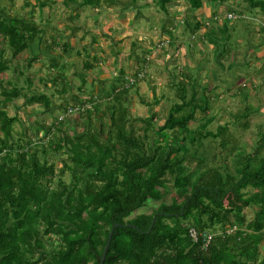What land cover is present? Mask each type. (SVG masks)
I'll return each instance as SVG.
<instances>
[{"label":"trees","instance_id":"obj_1","mask_svg":"<svg viewBox=\"0 0 264 264\" xmlns=\"http://www.w3.org/2000/svg\"><path fill=\"white\" fill-rule=\"evenodd\" d=\"M107 1L104 3L111 6L114 0ZM152 1L165 14L175 3L185 4L192 15V22L187 23L190 34L195 36L207 30L208 23L193 14L204 3L223 4L228 0ZM244 1L248 10L264 12V1ZM137 2L130 0L132 4ZM102 3L83 0L79 7L95 9ZM46 4L39 2L40 7ZM210 21L217 27L209 26L206 35L215 45L216 34H227L228 26L220 24L217 13ZM43 33L34 24L10 17L0 9V76L9 71L11 60L30 50ZM51 38L52 43L45 42L44 49L56 47L61 52L49 63L53 71L61 69L53 82L56 85L59 81L62 88L54 92L61 96L59 100L69 96L60 109L53 105L52 97L43 94L32 93L27 98L29 94H22L15 86L0 91V264H38L37 253L45 251L54 239L64 243L62 248L69 252L50 253L44 264H72L84 259L87 243L92 244L98 264L114 224L122 227L113 233L104 264H264V258L259 259L264 239V137L260 135L252 153L233 148L230 161L222 159L219 151L227 148L226 126L208 131L212 119L204 117L198 128H189L196 115L206 113L209 106L200 100L197 90L208 88L198 86L187 70L176 75V82V77L170 75L178 101L165 117L158 122L160 116L150 108L147 116L137 118L142 125L132 127L133 120H129L125 107L129 88L114 83L109 92L97 88L82 97L81 92L89 84L86 76L96 61H90L89 56L82 61L80 87L75 91L65 84L71 65L60 61L71 46L55 36ZM173 40L169 42L172 46ZM217 49L215 62L228 52ZM83 50L86 53V47ZM35 59L39 56L28 60L24 70ZM18 74L23 75V71ZM26 83L30 86L31 79L27 78ZM18 98L26 99L27 105L37 104L45 113L58 111L68 118L74 116L68 114L69 109H83L76 113L82 131L69 132L72 121L68 118L52 119L48 126L34 120L33 127L24 128L17 115L9 116L4 109ZM40 110L36 111L37 117H41ZM16 123L22 130L18 135L13 133ZM208 137L220 138L221 149H202V140ZM60 151L70 161L68 164L61 159L62 166L56 172L54 161L49 162L48 157ZM66 172L73 182L62 180ZM152 202L157 206L151 213L130 217ZM252 207L254 216L247 222L243 211ZM233 226L236 231L226 235ZM191 228L199 234H215L206 250L201 242L190 239Z\"/></svg>","mask_w":264,"mask_h":264},{"label":"rangeland","instance_id":"obj_2","mask_svg":"<svg viewBox=\"0 0 264 264\" xmlns=\"http://www.w3.org/2000/svg\"><path fill=\"white\" fill-rule=\"evenodd\" d=\"M101 1L102 6L94 9L89 6L79 7L83 0H77L76 3L68 0H0V9L5 14L34 24L44 31L38 35L30 50L9 62V71L0 76V91L3 87L10 90L15 86L22 94L28 93L27 98L32 93L43 94L50 99L52 97L53 105L60 109V105L68 100L69 96H63L62 100H59L61 96L54 92L62 88L59 81L55 82L56 85L53 82L61 69L53 71L49 63L54 55L57 56L61 52L56 47H52L50 51L44 49L45 42L49 45L48 42L53 41L51 37L55 36L59 41L68 42L71 46L70 52L68 50L69 53L62 57L63 60L60 59L63 64L73 63L66 75L64 74L68 87L72 85L75 91L80 87L79 74L83 73L82 61L86 60L84 47L90 55H94L92 59L96 64H103L88 72L92 79L93 76L95 79L91 84L92 79L87 76L86 81L89 84H86L81 92L82 97H88L93 89L100 88L97 79L106 78L110 82L109 87L104 89L109 92L112 87L110 85L117 83L124 87L122 83H125V78H136L135 83L129 87L125 100L129 120H133L132 127L142 125L137 118L147 116L150 108L160 116L158 122L160 118L165 117L173 103L178 101L170 75L176 77V82L179 78L176 75L187 70L194 76L198 86L208 88L204 92L199 88L197 90L198 96H201L200 100L209 106L206 113L196 115V121L190 122L189 128H198L204 117L212 119L206 127L208 131L216 132L220 126L227 127V148L221 149L220 138L213 140L208 137L202 140V149L212 151L220 148L222 159L228 158L227 161L231 159L233 148L252 153L259 144L260 135L264 137V24L257 22L259 20L264 23V18L260 11H252L255 15L251 13V16L244 0H228L223 4L209 3L208 6L214 13L219 14L220 24L228 26L227 34H216L218 41L214 45L207 37L209 26L215 28L212 23H208L207 30L202 29L195 36L190 34L191 27L187 23L192 22V15L181 2L170 6L169 13L165 14L158 11L152 0H138L136 4L130 3V0H114L111 6L107 0ZM39 2L47 4L40 7ZM203 6H206V3ZM229 9H233L236 17L228 22L226 14ZM203 10L204 8L193 15L201 19L204 17ZM212 16L207 18L210 20ZM247 18H255L257 21ZM214 24L217 27V24ZM111 38L115 41H111ZM172 38H175L173 46L169 44ZM218 47L227 49L228 52L215 62L214 55ZM202 49L204 55L200 54ZM253 51L256 54H252ZM120 52L121 55L115 60ZM77 53L81 55L79 59ZM36 56H39V59H35L31 66L24 70L28 60ZM121 56L122 59L119 58ZM257 56H260V61ZM92 59L90 58V61H93ZM110 68H113L111 72ZM21 70L23 75L18 74ZM120 76L123 80L118 82ZM27 78L32 81L30 86L26 83ZM155 100L158 101L157 104H154ZM26 102L24 98L14 99L4 108L9 116L17 115L24 128L33 127L34 120L48 126L52 119L68 118L61 116L58 111L53 114L45 113L37 104L27 105ZM39 110L41 117L36 116ZM73 115L67 119L72 121L68 130L80 132L82 127L78 123L79 117L77 114ZM13 130V133L18 135L22 131L20 123L14 124ZM29 133L30 131L27 134ZM149 135L154 138L152 133ZM48 158L49 162L54 161L56 172L62 166L61 159L68 164L70 161L68 155L62 151ZM69 175L70 173L66 172L62 180L66 183L73 182ZM156 206L154 202L148 203L130 217L139 213L149 214ZM254 209L246 208L243 211L247 222L253 218ZM262 258L264 239L259 246V259Z\"/></svg>","mask_w":264,"mask_h":264},{"label":"built area","instance_id":"obj_3","mask_svg":"<svg viewBox=\"0 0 264 264\" xmlns=\"http://www.w3.org/2000/svg\"><path fill=\"white\" fill-rule=\"evenodd\" d=\"M236 17V14L234 12H230L228 14H226V19L228 21L234 19ZM136 81V78H125V83H124V88H129L131 87ZM79 111H83V109H80L79 107L73 108V109H69L68 114L72 115V114H76ZM234 231H236V227L233 226L231 228H229L227 230V232L225 233L226 235H231ZM188 235L190 237V239L194 242H201V247L203 250H206V248H208L209 244L211 243V241L213 240L215 234H210V233H197L194 229H189L188 230ZM224 235V234H223Z\"/></svg>","mask_w":264,"mask_h":264},{"label":"flooded vegetation","instance_id":"obj_4","mask_svg":"<svg viewBox=\"0 0 264 264\" xmlns=\"http://www.w3.org/2000/svg\"><path fill=\"white\" fill-rule=\"evenodd\" d=\"M87 245H88V247H86L87 251H85V254H86L85 258L81 259V260L76 259L75 262H74V259H72L71 262H74L72 264H95V262H96L95 261V254H94V251L92 249V244L87 243ZM62 246H64V243H61L59 241H55L53 243L47 244L48 248L43 252L37 253L35 260L38 261V264H44V262L49 260L46 258V255H49L50 253H54V255L55 254L68 253L69 251H67V248L64 249L65 247L62 248ZM89 249L91 251H89ZM100 257H101V255L99 256V263L98 264H100ZM105 259H106V257H105Z\"/></svg>","mask_w":264,"mask_h":264},{"label":"crops","instance_id":"obj_5","mask_svg":"<svg viewBox=\"0 0 264 264\" xmlns=\"http://www.w3.org/2000/svg\"><path fill=\"white\" fill-rule=\"evenodd\" d=\"M262 1H264V0H262ZM208 5H210L209 3H206V6H203V8H204V10H203V15H204V17H202L201 19L199 18V17H197V19L198 20H200L201 22H204V21H207V23H211V21L209 20V18L214 14V12L215 11H213L212 9H211V7H209ZM203 8H201V9H203ZM200 9V10H201ZM255 10H258V11H260V13L262 14V18H264V12H262L261 10H259V9H254V10H252V11H255ZM250 11V15H251V13H252V11L251 10H249ZM252 14H254V13H252ZM209 15H210V17H209ZM247 15H249L248 13H247ZM250 15H249V17H250ZM255 15V14H254ZM206 16V17H205ZM251 16H253V15H251ZM207 17H209V18H207ZM257 19V18H256ZM247 20H252V21H257V20H255V18H247ZM257 22H259L261 25L262 24H264L263 22H261V21H257ZM213 26L214 27H216V25L215 24H213ZM264 30V29H263ZM200 33V32H199ZM111 41H115L113 38H111L110 39ZM73 48V47H72ZM86 53V55L84 56V57H86V56H89L88 58H94V55H90L88 52H87V50L85 51ZM121 53L122 52H120V53H117V56H116V58H115V60L117 59V57L118 56H120L121 55ZM260 53V52H259ZM200 54L201 55H204V53H203V49L201 50V52H200ZM252 54H256V52L254 53V51L252 52ZM258 54V53H257ZM76 56L78 57V59L81 57V55H79V53H77L76 54ZM260 56H261V54H260ZM260 56H257V58L259 59V61H260ZM263 56H264V53H263ZM120 59H122L123 58V56H121V57H119ZM112 63H114V61H112ZM73 63H70V65H72ZM99 66H103V64L101 63V64H99V63H97L96 64V66L94 67V69L95 68H97V67H99ZM106 66V65H105ZM114 68V67H113ZM113 68L111 69V70H109V72H111L112 70H113ZM93 69V70H94ZM92 70V71H93ZM121 70V69H120ZM91 71V72H92ZM89 75V79H92V77L90 76L91 74L89 73V74H87V76ZM109 75H110V73H109ZM108 75V76H109ZM87 76H86V78H87ZM95 76H93V79L92 80H90L91 81V84L93 83L92 81L95 79L94 78ZM97 79V78H96ZM89 81V82H90ZM97 81H98V84L100 85V90H101V88L104 90L105 88L107 89L108 87H109V85H108V83H110V82H108L107 81V79L105 78V79H97ZM110 86H112V85H110ZM84 97H86V96H84Z\"/></svg>","mask_w":264,"mask_h":264},{"label":"water","instance_id":"obj_6","mask_svg":"<svg viewBox=\"0 0 264 264\" xmlns=\"http://www.w3.org/2000/svg\"><path fill=\"white\" fill-rule=\"evenodd\" d=\"M154 221H155V218H153V220H152V225H153ZM152 225H151V227H152ZM128 226H131V225H128ZM119 227H122V225H116V224H115V225L112 226V228H111V230H110V232H109V234H108L106 244H105V246H104V248H103V251H102V253H101L100 264H103V263H104V261H105V257H106V254H107V251H108L109 246H110V243H111V239H112V236H113V232H114V230H115L116 228H119ZM132 228L135 229L134 226H132Z\"/></svg>","mask_w":264,"mask_h":264},{"label":"clouds","instance_id":"obj_7","mask_svg":"<svg viewBox=\"0 0 264 264\" xmlns=\"http://www.w3.org/2000/svg\"><path fill=\"white\" fill-rule=\"evenodd\" d=\"M232 12H234V11H232ZM230 13V12H229ZM235 13V12H234ZM227 14H228V12H227ZM236 14V13H235ZM229 22V21H228Z\"/></svg>","mask_w":264,"mask_h":264}]
</instances>
